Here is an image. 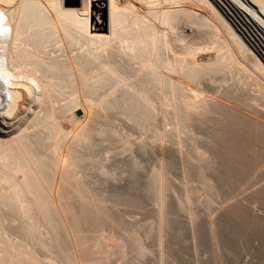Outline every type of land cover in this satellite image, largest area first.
Instances as JSON below:
<instances>
[{
	"label": "bare ground",
	"instance_id": "6f19581e",
	"mask_svg": "<svg viewBox=\"0 0 264 264\" xmlns=\"http://www.w3.org/2000/svg\"><path fill=\"white\" fill-rule=\"evenodd\" d=\"M23 1L0 0V209L18 213L9 218L0 212V264H138L137 252L146 262L180 264L167 244V229L187 227L197 251L202 214L212 256L194 264H227L225 246L244 228L252 226L264 238V182L236 203L226 196L254 176L264 181V0H36L57 36L40 59L63 63L73 83L60 90L58 78L29 74L22 63L20 51L32 47L20 40L13 15ZM104 6L106 23L100 24ZM181 16L188 20L178 25ZM141 24L163 43L166 59L161 65L133 61L135 75L126 76L119 66L135 53L130 30ZM69 26L81 28L76 47ZM89 50H110L118 59L87 71L81 59ZM150 67L167 80L171 94L162 80L155 98L137 91ZM101 70L119 84L96 95L89 82ZM121 85L153 108L152 136L146 129L133 131V120L107 105ZM178 102L189 111L202 104L213 110L203 121L189 119L183 129L179 120L167 121V114L179 117ZM86 144L119 145L104 152L114 168L101 171L115 179L102 184L100 194L92 188L96 181L85 183ZM141 148L144 155L137 152ZM130 159L140 178H133ZM150 174L159 187L153 202L142 183ZM170 198L186 220L170 211ZM132 210L138 215L133 220L126 217ZM33 212L42 219L30 217L26 227L23 216ZM153 231L156 243L150 246Z\"/></svg>",
	"mask_w": 264,
	"mask_h": 264
},
{
	"label": "rangeland",
	"instance_id": "374dc122",
	"mask_svg": "<svg viewBox=\"0 0 264 264\" xmlns=\"http://www.w3.org/2000/svg\"><path fill=\"white\" fill-rule=\"evenodd\" d=\"M123 3H125V0H122ZM106 7L104 6L103 9H101L98 13V20L100 24H105L103 20V10H105ZM101 16L99 17V15ZM188 31L190 32L191 29L188 28ZM172 172L176 175H178V171L173 168ZM255 178V179H254ZM250 181V182H249ZM249 181H247L243 186L237 185L233 187L231 190L226 191V196L230 197L229 201L231 203H236L244 198H246L251 192H253L256 188H258L260 185L263 184V179L261 177H252ZM196 186H199L198 181L194 182ZM169 208L172 213L178 214L183 216L182 220L186 216L185 213L179 211L175 208L173 200L169 199ZM195 206H197L195 204ZM206 204L204 205V207ZM218 207H221L219 205H216V209ZM122 210L129 211L128 208H124L120 206ZM200 209H203V207H200ZM216 209L212 210V213L215 214L218 213V210ZM256 210H259L257 207H255ZM151 217L149 214L146 215V217ZM126 217L128 219L131 218V220L134 219V217H138V215L133 213V210L131 213L127 214ZM204 218L205 215L202 214L199 222L196 224V229L202 233V237L200 239V245L198 247L197 251H193L191 248V240L188 236V230L187 227L183 228L181 231L179 230V226L176 224H171L170 228L167 229V244H170L171 246V254L177 257L180 264H194L196 259H209L211 260V247L208 245L207 237L205 233V224H204ZM251 229V230H249ZM109 230V232H111ZM249 231V232H248ZM258 241V242H257ZM147 243L150 246L155 245V240L151 241L148 240ZM258 243V244H257ZM224 250V255L227 260V264H264V238L258 234L255 233L252 226L244 228L240 231L239 235L231 240L230 243L226 244ZM207 250V253H203V251ZM227 250V251H226ZM260 251V252H259ZM136 254V253H135ZM135 259V257H133ZM154 264V261H147L145 259V262L142 264ZM125 264H133L132 262H127Z\"/></svg>",
	"mask_w": 264,
	"mask_h": 264
}]
</instances>
